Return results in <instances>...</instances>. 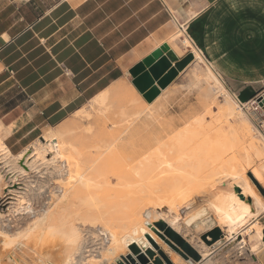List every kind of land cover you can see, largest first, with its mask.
<instances>
[{"label":"bare ground","instance_id":"1","mask_svg":"<svg viewBox=\"0 0 264 264\" xmlns=\"http://www.w3.org/2000/svg\"><path fill=\"white\" fill-rule=\"evenodd\" d=\"M185 26L173 40L206 64L213 118H135L122 131L114 120L109 130L107 100L125 89L119 82L91 100L106 118L93 120L83 106L18 153L0 136V264H118L131 252L157 264L150 246H166L160 235L176 244L175 264H190L183 255L245 264L264 250V133ZM168 88L148 102L129 85L144 110ZM213 221L204 239L193 228ZM219 230L229 239L212 244Z\"/></svg>","mask_w":264,"mask_h":264},{"label":"crops","instance_id":"2","mask_svg":"<svg viewBox=\"0 0 264 264\" xmlns=\"http://www.w3.org/2000/svg\"><path fill=\"white\" fill-rule=\"evenodd\" d=\"M179 25L236 99L264 92V0H0V98L17 101L0 130L34 139L164 42L180 60Z\"/></svg>","mask_w":264,"mask_h":264},{"label":"rangeland","instance_id":"3","mask_svg":"<svg viewBox=\"0 0 264 264\" xmlns=\"http://www.w3.org/2000/svg\"><path fill=\"white\" fill-rule=\"evenodd\" d=\"M179 45H180L179 46L180 47L179 48V50H180L179 51L180 52L179 59L180 58L183 59L188 54H190V52L188 49L184 48V46H182L181 44H179ZM203 67H206L205 63L197 64L194 61V59H192V61L182 71H180L179 75L176 77L175 81L171 84V86L169 87L167 92L161 97V99H159L154 104V106L151 108V110H150V108H147V110H144V106L142 104H140L138 102V100L136 99L137 96H134L131 93V91L129 90V85H132L133 83H132V79H130L131 74L128 72V74H127L128 78L125 77L124 82L119 81L120 83L122 82L123 84H125V89L119 94H115L114 92L110 93V97L107 100V105L109 107L107 114H108V118H111L109 120L110 124L108 123L109 127L107 129L113 131L114 127L112 125L113 124L112 122L114 120H115V122H117V126L115 125L116 126L115 128H117V131H122L126 127L125 125H127V122L130 120H133L135 118H173V119H179V118H213V99H212L211 94H208V92L206 91V84L203 83V77L201 75V71H203ZM65 70H67V69L65 68ZM119 82H117V83H119ZM117 83H115L114 85H112L111 87H109L107 89H113ZM136 90H137V88H136ZM137 92L143 97V95L138 90H137ZM130 94H132V95H130ZM11 96H14V95L9 93L5 97H3L2 100L0 98V102H2V104H4V106H2V108H0V113H2L1 110L7 111L15 103H17V101L14 99L7 101V100H9V98ZM93 98H91L89 101H87L86 104L84 105L85 110H87V112H85L84 114L90 113V118H92L93 120L96 118H106L105 116H103L102 112H100L98 110L99 108H97V107L91 108L90 107V103H91V100ZM143 99H145V98L143 97ZM217 99H218V102H222L223 96L219 95V97ZM250 105L251 104H249L248 107H250ZM256 107H254L253 110L248 109L247 107H245V109H247L246 110L247 112L251 111L255 124L257 125L259 130H261L264 133V128L262 129V127L259 126V124H258L259 121L258 120L256 121L257 117H256V115H254V112H253V111H256L255 109H258ZM142 110H144V112L141 113ZM75 115L76 114H74V113L71 114L68 118L64 119L63 121L56 124L55 126L44 127L42 129L40 135L36 136L34 139H32V137L29 135L22 137L24 131L17 133L15 135H10V133L7 132L8 127H5L4 124H3L4 128L0 130V136L8 144V146L11 148V150L14 153H18L21 150H23L24 148L31 145L38 138H42L44 133L49 128H51V127L55 128L56 127L55 129H58L61 127L63 122L68 121V119H69V121L73 120L75 118ZM79 118H83V116H80V117L77 116V119H79ZM261 119L264 120V115L261 116ZM97 128H99V127H97ZM114 130H116V129H114ZM11 131H12V129H11ZM253 169H254V167L251 170L253 171ZM263 180L264 179L262 178L260 182H262ZM217 224L218 223L216 221L215 222L213 221L212 224L209 222H206L203 224H199L198 226H194L193 228L204 239L206 237V232H207V230H205V229L207 227H209V225L215 226ZM226 235H227L226 232L219 230L218 231V237H216V239H215V237H212V244L214 242H217L221 238H223V239L225 238V240H228L229 237H228V235L227 236ZM160 236H161L163 242L166 244L167 247L164 246L165 247L164 248V247L156 244V242L153 241V245L150 246L153 249H150V251L153 253V254L151 253V255L153 256L155 263H157V264H175L172 262V260L170 258V252H172V251L178 252V248H177L176 244L173 243L172 241H169L164 236H162V235H160ZM245 238H246V240H249V243L254 242L253 239L250 241V237L247 234H245ZM263 252H264V250L262 252H260V254H258L257 256L256 255L253 256L251 262L245 263V264H257V258H254V257H258V256L261 257L263 255ZM129 254H131L130 255L131 257L129 256ZM183 256L185 258V261H188V263H190V264L193 263V261H190V259L187 256H185V255H183ZM27 257H28V259H30L32 261V259H35L33 257H36V254L34 252H31V253H29V255ZM145 260L147 261V263H149V261H148V259H146V257H145ZM113 262H116V259ZM117 262H118V264H143L142 260L138 259L132 252L128 253L124 256L122 255L121 259H119ZM37 264H42V263L38 262ZM237 264H242V263H237Z\"/></svg>","mask_w":264,"mask_h":264},{"label":"water","instance_id":"4","mask_svg":"<svg viewBox=\"0 0 264 264\" xmlns=\"http://www.w3.org/2000/svg\"><path fill=\"white\" fill-rule=\"evenodd\" d=\"M192 59V55L188 54L183 59L177 60L166 45L161 46L130 68L132 83L150 102L161 89H165L179 75ZM259 188L264 193V189L260 186Z\"/></svg>","mask_w":264,"mask_h":264},{"label":"built area","instance_id":"5","mask_svg":"<svg viewBox=\"0 0 264 264\" xmlns=\"http://www.w3.org/2000/svg\"><path fill=\"white\" fill-rule=\"evenodd\" d=\"M254 99H252L250 102H248L247 104H251L250 107H247L248 109L253 110L254 107H257L258 109H255L256 111L254 112V115H256L257 119L259 121V126L262 127V129L264 128V120L261 119V116L264 115V104L261 105L262 99H264V92L259 93V95L253 97ZM245 106V105H244Z\"/></svg>","mask_w":264,"mask_h":264}]
</instances>
